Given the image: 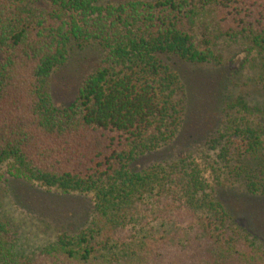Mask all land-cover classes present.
Returning a JSON list of instances; mask_svg holds the SVG:
<instances>
[{"label": "trees", "instance_id": "trees-1", "mask_svg": "<svg viewBox=\"0 0 264 264\" xmlns=\"http://www.w3.org/2000/svg\"><path fill=\"white\" fill-rule=\"evenodd\" d=\"M208 13L220 36L264 55V0H0V168L93 200L80 230L27 253L0 198V264H264V240L224 203L245 199L264 224L257 106L232 103L202 152L131 168L181 136L186 87L165 59L222 64L194 33ZM73 41L98 42L104 57L58 109L48 83Z\"/></svg>", "mask_w": 264, "mask_h": 264}, {"label": "rangeland", "instance_id": "rangeland-1", "mask_svg": "<svg viewBox=\"0 0 264 264\" xmlns=\"http://www.w3.org/2000/svg\"><path fill=\"white\" fill-rule=\"evenodd\" d=\"M127 1L134 0H101L104 5ZM36 6L45 11L53 9L47 2ZM194 33L199 41L207 38L211 42L222 64L191 65L173 58L165 59L178 72L186 87L187 107L181 136L167 149L140 157L131 166L132 170L202 152L211 129L227 113L235 111L230 107L239 98L250 107L257 106L261 111L257 113L259 122L264 123V55L242 38L234 40L220 36L218 24L209 13L197 19ZM103 57L104 50L98 42H71L67 62L52 73L48 83L56 108H67L74 102L85 77L98 68ZM13 172L9 164L1 166L0 198L3 214L14 227L18 246L24 252L47 247L59 235L75 233L89 220L92 196L65 195L56 189L15 178ZM224 203L242 226L264 240V224H258L256 217L250 214L245 199L227 198ZM186 217L183 216L180 224H184Z\"/></svg>", "mask_w": 264, "mask_h": 264}]
</instances>
